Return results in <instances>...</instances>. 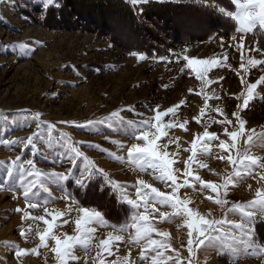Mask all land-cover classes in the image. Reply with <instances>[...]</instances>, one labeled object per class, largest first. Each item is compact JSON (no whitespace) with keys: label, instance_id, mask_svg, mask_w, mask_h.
<instances>
[{"label":"rangeland","instance_id":"rangeland-1","mask_svg":"<svg viewBox=\"0 0 264 264\" xmlns=\"http://www.w3.org/2000/svg\"><path fill=\"white\" fill-rule=\"evenodd\" d=\"M37 3L39 0H6L0 3V183L4 185L0 191V264H59L52 251L55 242L46 238L49 247H44L39 239L47 225L40 220H25L22 212L15 211L17 208L28 211L32 216L44 215L45 219L53 222V230L61 238L65 234H77L76 211L53 220L57 213H66L67 203L61 198L65 193L90 210L99 211L92 206L113 209L112 200L108 202L101 197L95 198L91 205L82 204L69 188L80 187L74 182H70L71 186H66L65 182L54 184L43 175L28 177L20 168L9 177V166L17 156L22 161L33 159L35 171L39 173L64 172L70 167L68 158L74 154L72 148L80 147L88 160L77 158L74 175L91 170L89 161L103 168L108 173L107 178L97 173L91 181L86 182L85 187L92 186L95 179H106L108 183L110 180V187L115 188V194L126 204L128 213L120 222L114 223L100 212L110 224L118 227L130 225L136 210L126 200L138 199V180L142 179L160 191L170 192L171 189L157 181L151 169L141 172L138 165L127 160L126 149L122 145H130L133 141L128 138L130 133L121 134L127 125L118 124L120 117L113 118L111 128L108 125L92 128L70 125L73 122L85 124L88 120H101L110 117L113 112H119L125 122L141 121L152 116L149 110L157 105L163 111L184 101L178 117L181 122L185 119L189 121L188 131L173 128L160 141L164 143L169 137L180 138L181 163L174 167L182 169L183 161L191 154L184 149L191 147L195 134L204 131L202 125L209 122V115L215 119L223 117L212 112L202 118L201 125L195 123L193 118L200 115V109L204 107L203 95L195 94L200 90L201 81L187 68V62L182 58L176 61L175 53L187 47L186 54L193 59L223 60L227 57L222 66L208 71L207 78L216 83L206 88L205 92L211 94L213 90L216 91L220 99L210 100L209 105L221 107L229 119H233L232 113L241 102L235 97L244 91L240 75H244L249 83L264 76V71L260 70L264 66L247 67L250 58H264L247 50L256 47L264 49V29L258 28L255 33L249 32L247 35L237 31L239 23L219 12L220 7L234 14L240 11L232 0H164L162 3L152 0L147 5H133L131 0H59L58 7L45 10L43 15L34 6ZM233 35L238 40L243 38L244 69L240 67V53L232 47ZM221 39L224 41L223 47ZM19 44L28 45L30 51L23 50L24 54H21L22 50L17 47ZM132 52L142 53L149 58L139 61L131 55ZM196 67L203 71L205 66ZM238 72L240 75H237ZM190 89L193 91L190 92ZM256 91L257 98L249 102L241 116L247 122L246 128H254L260 133L264 131V99L259 96L264 95V84L259 85ZM128 109H134V112ZM36 112L41 113V119L45 122L40 129L36 128V123L28 115ZM169 119L164 117L165 122ZM47 125H55V128H47ZM208 130L226 139L221 125L212 124ZM37 132L40 135H35ZM61 133H67V138L61 139ZM29 137L36 141L38 151L34 156L30 146L3 143L5 140L27 141ZM216 144L218 141L213 143L212 152L207 156L198 146V157L207 167L194 165L193 170L203 181L221 184L231 173L232 166L216 158L220 152ZM238 147L241 152L247 147L243 139ZM168 151H175V144L169 145ZM252 154L264 156V147L257 145L252 149ZM117 157L124 159L117 161ZM29 179H35L37 183L33 189L36 193L34 200L40 205L37 209L28 208L20 195L21 180ZM258 179H248L238 188L230 186L228 207L233 204L246 205L253 200L255 191L264 187V183H258ZM116 184L121 187H115ZM249 184L252 185L251 189ZM44 187L49 188L51 195L44 191ZM179 195L190 200L188 206L205 217L210 215L214 219L227 218L237 222L240 219L239 210L225 215L224 209L207 199L208 195L215 196V193L202 191L199 184L195 189L182 188ZM165 210L171 211L160 207V211ZM154 215L157 219L152 220L153 226L167 231L169 236L165 238L153 232L152 238L171 245L168 250L159 249L163 252L160 259L163 261L165 257L174 256L173 249L180 250L181 256H186L188 229L183 219L171 217V222L160 221L159 213ZM256 218V221L258 218L264 220V217L256 216L248 227L253 229L256 243L264 244V227L260 231L261 237L258 236ZM96 227L95 236L98 239L94 242L98 244L99 239L106 238L110 229ZM22 229H29L25 234L26 239L19 234ZM131 231L134 233V229ZM143 243L145 241H141ZM14 246L28 249L29 254L17 258ZM116 247L119 256H125L131 250L130 259L135 264H151V257L156 255L149 248L145 253L149 259L142 260L143 248L133 245L128 237L123 242H117ZM32 249H36V253H32ZM97 250L93 249L86 255L78 245L75 255L79 259L69 264H85V261L95 264ZM197 258L199 264H229L230 254L202 247ZM108 259L114 260L116 256ZM167 264H172V261ZM237 264H264V257L241 256Z\"/></svg>","mask_w":264,"mask_h":264},{"label":"snow or ice","instance_id":"snow-or-ice-1","mask_svg":"<svg viewBox=\"0 0 264 264\" xmlns=\"http://www.w3.org/2000/svg\"><path fill=\"white\" fill-rule=\"evenodd\" d=\"M6 0H0V3H5ZM133 5H147L152 0H131ZM164 2V0H159ZM240 11L235 14L232 11H226L225 8L220 7L219 12L225 16H228L239 23L240 33L247 35L249 32L255 33L259 29H264V0H232ZM39 8L41 15L44 11H51L59 6V0H39V3L34 5ZM211 6V5H209ZM233 41L232 47L240 53L241 69L245 68L244 52L245 45L243 38L237 39V36L231 37ZM221 46L224 45V41L221 39ZM17 47L22 50L21 54H24L23 50H28V45L19 44ZM248 51H254L261 57H264V49L256 47L255 49L249 48ZM187 47L180 53H175V59L179 62L182 58L187 62V68L195 73L198 80L201 81L200 90L195 92L196 95H203L204 107L200 109V115L194 117L195 123L201 125L202 118L206 114L212 112L222 116V119H215L209 115V122L203 124L204 131L194 135L191 147L184 149L191 154L187 160L183 161V168L174 167L181 163L179 160V154L181 151L180 138L169 137L164 143H160L161 137H167L169 130L173 128H179L184 131H188L187 125L189 121L187 119L182 122L179 120V109L184 101L180 104L173 105L166 110L161 111L159 106L151 108L149 111L153 113L147 119L141 121H127L125 122L119 112H113L110 117H105L101 120H88L85 124L72 123L70 126L76 128H92L97 125H108L113 127V118L120 117L118 124L124 125L126 123L127 128L122 129L121 134L128 135V138L133 141L130 145H122L126 149L127 160L133 165H138L141 172H146L151 169V174L154 178L161 182L166 188H170V192L160 191L149 184H146L144 180H138L136 187V197L138 199H127L126 203L131 205L136 211L131 217V224L123 227L107 222L104 215L97 210H90L87 207L80 206L76 201L71 199V196L64 194L61 198L67 203L66 213H57L53 216L55 220L58 216L65 215L76 211L77 217L76 235L65 234L63 238L57 235L53 230V222L45 219L44 215L32 216L28 211L17 208L16 212H22L25 220L31 219L32 221L40 220L47 225V229L40 233L39 239L41 245L49 247L46 242V238L53 240L55 246L52 251L55 252L59 264H69L72 260L79 259L75 255L76 247L81 246L85 254L87 255L91 250L98 249L95 256V264H135L130 259L131 250L125 256L117 255L119 249L116 247L117 242L125 241V238L131 241L133 245L141 246L143 251L141 252V259L148 260L149 256L145 253L149 248H152L156 252L155 256L151 257V264H167L168 261H172V264H199L197 254L203 247L216 249L218 253L230 254L229 264H237V261L241 256H252L255 258L264 257V244H257L253 236V229L248 227L252 219L256 216L264 217V187H260L255 191V198L248 202L246 205L233 204L228 207L229 200L227 199L230 186L232 188H238L245 183L248 179H258V183H264V156H257L252 154V149L257 145L264 147V131L257 133L254 128H246L247 122L242 118L241 112L245 110L249 102L257 98V88L259 85L264 84V76H260L254 83H249L244 75H240V82L244 86V91L235 97L236 100L241 101L236 105V111L232 113L233 119H229L224 113L223 109L218 105L210 106L209 101L212 99H220L216 91L213 90L211 94H207L205 89L208 88L215 80L207 78L208 71L213 67L222 66L226 62L227 57L223 60L217 59H193L187 54ZM131 55L137 58L139 61H145L149 57L138 52H132ZM197 65H204V70L200 71ZM258 66H264V58L253 59L250 58L247 61L248 68H257ZM261 71H264V67H261ZM221 79H223L221 77ZM190 92L193 90H189ZM260 99H264V95L259 96ZM127 111H133L134 109H128ZM32 120L36 123V128L40 129L45 126V122L41 119V113H28ZM137 115H142L137 113ZM164 117H170L168 122L164 121ZM212 124H219L223 127V135L226 139H221L215 132H211L208 128ZM47 128H55V125H47ZM154 129V131H153ZM35 135H40L37 132ZM61 139L67 138V133L59 134ZM51 133H49V137ZM70 140V138H68ZM243 139L247 145L243 152L240 151L238 145ZM215 146L220 149L216 158L226 162L232 166V171L229 173L221 184L203 181L201 177L193 170L194 165H198L200 168H206L207 165L203 163L198 157V146L202 150L203 155H210L212 152V146L214 142H217ZM116 143V141H112ZM4 144H16L21 143L26 147L30 146L33 156L37 153L36 141L33 137H29L27 141H3ZM175 144V151L169 152V145ZM88 147H98L95 145H88ZM74 153L68 158L70 167L64 172H51V173H39L35 171L36 164L33 159H27L22 161L20 156H17L11 162L9 166L8 176L11 177L13 172L17 169H24L23 174L28 177H36L43 175L54 184L65 182L66 186H71L70 182H74L81 188L85 187L86 182L91 181L92 177L99 173L103 177L107 178L108 173L92 161H89L91 170L86 173H81L79 176L74 175L73 168L76 165L77 158H83L88 160L84 152L80 147H73ZM117 161L123 160V157H117ZM27 165V168H24ZM191 178V179H189ZM44 181L41 182L43 185ZM109 183L111 181L109 180ZM199 184L200 189L208 190L210 193H215V196L208 195L207 199L212 200L215 204L219 205L221 209L225 210V215L228 212L240 211V219H214L209 215L205 217L195 212L188 205L190 200L181 198L179 195L182 188H193ZM20 195L23 196L26 205L30 209H37L40 205L34 200L36 193L33 191L37 187L35 179H29L27 181L21 180ZM115 187L119 188L121 185L116 184ZM249 189L252 185L249 184ZM4 189V185L0 183V191ZM12 191L11 188L8 189ZM45 192H49L48 187H44ZM63 191V189H61ZM49 195L51 193L49 192ZM19 198V196L17 197ZM171 209V211H160V207ZM142 210V211H141ZM47 214V209H45ZM159 213L158 219L160 221L171 222V217H180L184 221L187 232V247L186 256H181L180 250L173 249L174 256L165 257L162 261L160 257L163 255L159 249L168 250L171 245L167 242H160L152 238L153 232L157 236H163L167 238L169 233L167 231H161L156 229L152 220L157 219L154 215ZM67 223V221H65ZM103 229H110L107 231L105 239H99L98 244L94 241L98 238L95 236L97 227ZM134 229V233L131 231ZM29 229L20 230L21 237L26 239V232ZM141 241L145 243L141 244ZM155 246V247H154ZM15 250V256L17 258L28 255V249H22L18 246ZM115 248V251H114ZM252 250V251H249ZM32 253H36V249L31 250ZM106 254V255H105ZM110 256H116V259H108ZM87 264V261H85Z\"/></svg>","mask_w":264,"mask_h":264},{"label":"trees","instance_id":"trees-1","mask_svg":"<svg viewBox=\"0 0 264 264\" xmlns=\"http://www.w3.org/2000/svg\"><path fill=\"white\" fill-rule=\"evenodd\" d=\"M222 26V25H221ZM224 29V26H222ZM73 190V194L75 197L82 203V204H90L94 201L95 198L99 199L100 197L102 199L112 200L113 209L107 206L97 207L92 206L93 208L99 209V211L103 212L105 216L113 221L114 223L120 222L128 213L127 206L125 203H123L115 194V188L110 187L109 183L106 181V179H95L92 186H86V187H69ZM107 202V203H108ZM112 213H108L111 212ZM116 218V219H115ZM257 218L255 219V221ZM256 226V232L259 233L258 236L261 237L260 231L262 227H264V220L258 218V221L255 222ZM258 236H256V240L258 241Z\"/></svg>","mask_w":264,"mask_h":264}]
</instances>
